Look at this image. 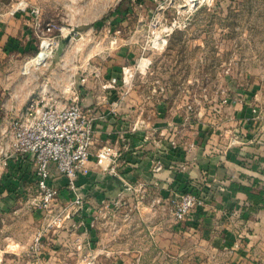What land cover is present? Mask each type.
Returning <instances> with one entry per match:
<instances>
[{"label":"rangeland","instance_id":"1","mask_svg":"<svg viewBox=\"0 0 264 264\" xmlns=\"http://www.w3.org/2000/svg\"><path fill=\"white\" fill-rule=\"evenodd\" d=\"M20 5L26 10L14 11ZM34 7L41 9L42 22L57 26L53 35L58 37L52 52L48 46L50 54L36 60L44 36L30 13ZM20 14L33 29L28 45L13 35L15 30L2 26ZM100 79L102 96L110 90L117 111H134L141 115V124L147 118L169 120V150L181 154V163L197 161L191 154L208 148L215 136H228V147H234L237 112L248 100L264 102V0H0V164L5 161L2 132L33 97L45 93L72 101L79 85L87 86L88 80L98 84ZM257 106L264 111V104ZM4 165L0 264H94L95 258L102 264V244L147 250L155 246L148 258L165 264L178 244L186 246L187 255L212 257L199 251L210 248L195 235L196 225L192 233H176L179 223H196L202 207H194L184 220L174 214L177 194L210 196L215 186L208 171L183 189L175 187L180 180L176 177L169 195L125 183L108 196L117 200L106 211L102 201L90 205L87 212L95 216L88 227L80 219L73 222L84 210L72 205V190L57 188L53 204H59L45 207L35 164L21 172ZM90 186L81 189L85 202L93 195L102 200L98 185ZM102 230L108 235L102 236ZM39 232L41 248L35 250Z\"/></svg>","mask_w":264,"mask_h":264},{"label":"crops","instance_id":"2","mask_svg":"<svg viewBox=\"0 0 264 264\" xmlns=\"http://www.w3.org/2000/svg\"><path fill=\"white\" fill-rule=\"evenodd\" d=\"M9 23L10 27L8 23L2 26L8 31L15 30L16 33L13 35L21 39L24 45L32 41L34 34L33 29L29 27L31 22L26 21L22 14L12 18ZM88 82L87 86L79 85V90H75L73 96L78 98L87 110H91L97 116L105 113L106 117L98 118L96 122V141L88 163L91 172L81 176L77 184L84 190L90 188V185H98L102 190V200H96L95 195L86 197L83 209L85 212L83 211L82 216H73V222H78L80 219L84 221V223L80 222V225L89 227L92 217L95 216L87 212L90 211L91 204L98 201L101 205L100 201H102L101 209L106 211V206H112L116 202V197L112 199L108 196L124 188L119 184L117 177L124 184L128 182L136 185L143 184L147 188H157L164 195H169L167 192L171 189V184L176 177L180 180L174 182L175 187L183 188L187 181L190 182V179L199 177L203 171H208L214 179L215 187L206 199V205L196 213L195 224L177 223L179 231L176 233H182L183 230L187 234L188 231L192 233L193 226L196 225L198 231L195 235L208 242L210 248L201 247L199 251L212 253V257L187 255L186 246L178 244L171 247L170 253H173V258L167 260L166 264H264V204L260 202L259 208L253 209V201L246 192L239 189L241 186L250 187L254 192L264 189V111L262 110L261 118L253 119L255 105H261L264 102L257 104L258 102L254 101L256 103L254 104L248 100V105L244 106L243 111L237 112L239 117L237 122L240 126L238 134L234 137H238V144L229 148L228 136L227 139L215 136V140L210 141L208 148L197 149L195 156L191 154V159H197V161L183 164L181 154L178 152L171 154L169 150L168 119L147 118L143 120L145 124H141V115L133 114L132 109L131 114H125L124 111H127V108H124L123 112L116 110L117 102L113 97L108 96L111 93L110 90L107 91L106 96H102V79L94 85H91L92 82L89 80ZM259 97L260 95L257 99ZM257 108L259 109L258 106ZM105 147L117 154L111 165L115 168V172H111V168L101 167L96 162L98 152ZM2 164H0V172L3 175L5 165ZM9 164H6L8 168L16 166L17 170L21 168L20 172L34 165L30 158L23 161L11 160ZM159 166H161L160 171L156 170ZM12 172L16 171L13 169ZM53 177L50 181L52 186L61 191L62 189L66 192L71 190L66 177L57 173H54ZM71 194L73 199V192ZM181 226L185 228L180 229ZM74 234V229H71V235ZM105 235L108 234L102 230V236ZM168 247L170 249V246ZM91 248H93L92 245ZM155 250H157L155 246L153 250H147L140 245L125 247L121 244L111 246L102 244V264H165L164 261L160 263L161 260L148 258V253ZM163 250H165L164 247ZM106 254L114 256L105 258ZM94 264H99L96 258Z\"/></svg>","mask_w":264,"mask_h":264},{"label":"built area","instance_id":"3","mask_svg":"<svg viewBox=\"0 0 264 264\" xmlns=\"http://www.w3.org/2000/svg\"><path fill=\"white\" fill-rule=\"evenodd\" d=\"M26 7L20 5L14 11L26 10ZM30 13L37 19V28L44 36L42 43L47 41L52 52L58 38L53 35L57 26L41 21L39 7L32 8ZM253 113V119H259L262 110L254 108ZM105 117V113L97 116L87 110L75 97L72 101H64L54 95L48 97L45 93L33 97L17 117L7 120L8 125L1 136L4 164L9 159L23 161L30 158L34 162L45 195V207H50L59 194L58 189L50 184L54 173L66 177L74 193L72 205L83 210L86 202L77 182L81 176L91 172L88 163L96 141V122L98 118ZM116 156L110 148L105 147L97 154V164L115 172L111 163ZM205 205L206 199L201 194H177L174 214L178 220H184L194 207ZM42 235L39 232L33 249L40 250Z\"/></svg>","mask_w":264,"mask_h":264},{"label":"trees","instance_id":"4","mask_svg":"<svg viewBox=\"0 0 264 264\" xmlns=\"http://www.w3.org/2000/svg\"><path fill=\"white\" fill-rule=\"evenodd\" d=\"M20 169L21 168H19L18 170L20 171ZM15 174H17V173L16 172L13 173V175H15ZM186 187H189V186H186ZM181 189H183V188H181ZM239 189L246 192L248 194V197L253 201V203H254L253 209L259 208L258 205L260 202H263V204H264V189L260 190L259 192H254V190L252 188L247 187V186H241V187H239ZM234 191H236V189H234Z\"/></svg>","mask_w":264,"mask_h":264},{"label":"bare ground","instance_id":"5","mask_svg":"<svg viewBox=\"0 0 264 264\" xmlns=\"http://www.w3.org/2000/svg\"><path fill=\"white\" fill-rule=\"evenodd\" d=\"M42 45H43V47H42ZM48 42L47 41H45V42H43L42 44H41V50H42V52H41V50H40V54L34 59V60H36V59H43V58H46L49 54H50V51H49V49H48ZM51 49V48H50ZM32 61V60H31Z\"/></svg>","mask_w":264,"mask_h":264},{"label":"water","instance_id":"6","mask_svg":"<svg viewBox=\"0 0 264 264\" xmlns=\"http://www.w3.org/2000/svg\"><path fill=\"white\" fill-rule=\"evenodd\" d=\"M117 179L119 180L118 182H119V184H121V185H123L124 187H125V184H124V182H122L118 177H117Z\"/></svg>","mask_w":264,"mask_h":264}]
</instances>
